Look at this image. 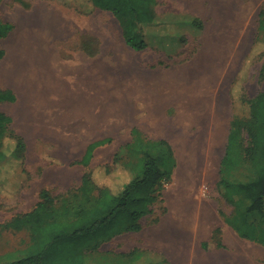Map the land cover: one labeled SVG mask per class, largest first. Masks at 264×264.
I'll list each match as a JSON object with an SVG mask.
<instances>
[{"label": "rangeland", "instance_id": "obj_1", "mask_svg": "<svg viewBox=\"0 0 264 264\" xmlns=\"http://www.w3.org/2000/svg\"><path fill=\"white\" fill-rule=\"evenodd\" d=\"M87 1L89 0H0V19L14 26L8 36L0 38V46L5 50V57L0 60V67L3 66L8 70L10 68L11 40L12 35L16 33L28 31L54 33L57 35V39L53 41L56 44L53 53L63 54L65 45L68 47L72 43L74 47L75 43L80 42L78 39H65L66 37L70 38L71 35L86 31L97 32L100 47V73L109 76V86H111L108 94H105V89L100 88L97 115L98 127L101 130L99 134L100 137L105 133H114L115 136L104 137L111 139L104 142H108L107 144H102L98 148L97 162L94 160L93 165L86 166L88 172L92 171L93 177L99 185L111 187L118 185L117 177L119 178L121 171V165L116 162V159L122 163H127L130 159L132 167L141 173L143 154L125 152L121 144L120 149L117 150V148L119 143H122L124 131L122 127L124 121L122 111L125 106L122 102L123 87L126 82H131L132 86L134 83L142 85L144 82V88L146 87L144 93L139 94L138 89L132 88L131 90V95L134 93L136 96L143 95L141 96L142 102L131 104L130 107L136 109L141 117L140 122L144 124V143L148 144L147 153L155 156L162 168H172L171 180L163 190L164 202L161 205H155V212L143 220L145 225L148 224L145 229L165 223L175 212L174 209L178 204L176 205L170 200L171 192H179V194L185 192L188 201L185 207L189 205V212L191 209L193 211L190 214V226L196 222L203 223L202 217L205 210L206 216L209 217L211 212L209 211L210 207L207 206L208 202L210 206L213 205L216 218L224 223V217L234 216L236 207L226 200L222 193L223 187H220L219 184L221 160L226 152L232 121L235 115L245 119L249 118L251 110L248 100L264 90V78L261 76V70L264 67V34L259 29L260 13L264 11V0H223L222 2L221 0H159L158 5L156 4L157 12L167 18L171 17V13H178L180 22L174 24L171 20L167 26L173 30V33L164 35L165 31H169L164 29L162 35L160 33L152 35L149 46L143 50H135L127 44L121 26L111 11L96 7L92 11L85 9L84 3ZM224 4L226 5L224 6ZM219 5L221 6L219 7ZM227 6L229 11L226 9ZM193 16L202 21V28L192 24ZM219 20L221 21L219 22ZM209 45L213 46V49ZM203 48H207V50ZM74 50L78 55L77 46ZM207 56L209 57L207 58ZM206 63L211 69L209 68V71L206 72H210V74L204 76L205 90L208 92L204 99L199 96L201 91L198 84H201V79L197 67L206 65ZM106 69L107 72H104ZM185 70H187L186 74L189 79L193 80L182 84L178 80L183 79L182 75ZM189 70H192L193 73H189ZM212 74L215 76L211 78ZM152 81H154V85H152ZM182 85L185 87L183 88ZM191 99L195 104L190 102ZM185 104H189V106ZM215 105L216 107H214ZM195 113L196 116L199 113L198 117L193 116ZM215 114L220 115V118L214 120ZM203 115L207 121L205 120L201 124L197 118ZM186 118H193L190 119L192 123H184ZM66 122L67 124L79 123V121L72 120H66ZM161 124L167 128L164 132L158 128ZM204 125H207L206 128ZM242 134L243 137L248 138L247 132L244 131ZM217 138L218 142H216ZM154 140H166L170 149L166 145L154 142ZM215 143L219 145L218 150L215 157L208 160L207 152L211 145L215 148ZM245 143L247 144V141ZM181 145L193 148L195 154L200 158L199 162L196 161L195 176L183 183L178 180L181 174L177 176L182 161L179 150ZM46 146L43 144L38 147L33 146L29 152L27 149L24 159L10 158L0 164L2 179H0V183H4L2 184L4 190L0 191V264L19 258L20 250L29 242V234L24 230L13 229L11 222L17 215H21L35 205L41 190L48 189L53 196L57 197V206L65 203L75 206L86 204L89 197H93L95 194V190L82 193L78 184L46 181L44 173L48 170L53 171L51 168L53 165L68 166V163L66 164L63 159L49 151L51 146ZM14 148L15 142L9 141L7 149L13 150ZM137 149L142 148L137 147ZM235 149H239V146H236ZM263 155L264 150L259 156L260 162L264 158ZM71 166L72 169L80 168L75 164H71ZM66 168L69 169V167ZM254 168H256L255 163H247L227 176L233 180H248L254 176ZM58 169H60V173L65 171V168ZM197 169L199 174L196 173ZM163 206L167 209L166 213L162 210ZM163 213L168 216L163 215L164 217L159 219ZM193 219L196 220L195 223ZM191 235L190 231L189 236ZM217 239L218 233L210 245H214ZM252 240L250 242L242 239V243L246 246L244 255L251 253L255 256L258 252V264H264V245L257 244L254 239ZM197 246L199 245L197 244ZM205 248L209 249L207 246ZM135 249L130 252L109 251V253H113L112 256L120 260L117 264H144L148 258L153 261L151 256L146 257ZM87 256L92 259L95 254L91 252Z\"/></svg>", "mask_w": 264, "mask_h": 264}, {"label": "crops", "instance_id": "obj_2", "mask_svg": "<svg viewBox=\"0 0 264 264\" xmlns=\"http://www.w3.org/2000/svg\"><path fill=\"white\" fill-rule=\"evenodd\" d=\"M158 2L159 0H157V5ZM84 5L91 8L94 6L90 0ZM55 39H57V35L46 32L28 31L12 35L10 68L8 70L3 66L0 67V89L11 91L14 99L0 101V111L12 118L11 125L18 134L24 137L28 152L33 146L38 147L43 144L47 147L46 145H49L51 146L49 151L63 159L66 164L68 163V166L53 165L51 167L53 171H45L46 181L78 184L80 186L84 175L88 172V167L93 165L94 160L97 162L96 153L102 144L95 146L89 157L88 151L94 143L107 139L104 138L105 136H115L114 133H105L102 134L104 136L101 135L102 137H100L101 130H99V123L97 122L100 88L105 89V94H108L111 86H109V76L100 73V47L97 32H80L71 35L70 38H65L80 40L79 43H75L79 50L78 55L75 54L74 48L76 46L73 47L72 43L68 47L65 45L63 54L53 53V50L56 49V44L53 42ZM59 39L61 38L59 37ZM104 72H107V69ZM154 84L152 81V85ZM144 85V82L142 85L134 83L133 86L131 82H126L123 87L122 102L125 106L122 111L124 120L122 127L124 131L122 143H119L117 150L120 149L121 144L123 151L131 152L145 142L144 124L140 122L141 117L136 109L130 107L131 104L141 103V96H143H136L135 93L131 95L132 88L138 89L139 94H142L146 88ZM66 120L79 121V123L67 124ZM112 142L114 143V141ZM71 164L80 166V168L72 169ZM58 168H65V171L60 173ZM40 192L35 205L26 212L34 209L41 200ZM182 195L185 194H178V198L181 199ZM185 206L184 204L177 205L181 211L178 208L175 209L176 213L174 212L165 221L166 224L162 223L152 227L153 229L157 227L154 229L155 231L151 227L145 229L148 224L145 225L143 220L151 214L144 216L141 219L142 228L139 231H124L103 242L98 249L92 252L95 254L94 258L85 257V264H117L120 260L114 258L113 253H109V251L130 252L135 248L138 253L153 258V261L148 258L144 264L259 263L258 252L255 256L251 253L244 255L246 246L242 243V239L250 242L253 240L243 237L228 221V217H224V223L217 219L213 205L210 206L208 202L207 206L210 207L209 211L211 212L209 217L206 216V210L203 211V223L196 222L192 226L189 224L191 223L190 214L193 211L189 212V205ZM164 213L159 219L168 216ZM158 231H162V234ZM190 231L192 232L191 236H189ZM201 233L203 234L201 235ZM216 233H218V239L214 245H210L211 241L215 239ZM169 238L172 242L169 241ZM163 243L164 246L166 245L165 247H163ZM255 243L258 244L259 242L256 241ZM204 245L209 249L205 248ZM247 252L249 251L247 250Z\"/></svg>", "mask_w": 264, "mask_h": 264}, {"label": "trees", "instance_id": "obj_3", "mask_svg": "<svg viewBox=\"0 0 264 264\" xmlns=\"http://www.w3.org/2000/svg\"><path fill=\"white\" fill-rule=\"evenodd\" d=\"M93 7L111 11L118 20L122 34L129 46L135 50L147 48L152 35H170L173 30L167 24L180 22L178 13L167 18L157 12V0H90ZM88 10V12H89ZM260 32L264 34V11L260 13ZM183 20V19H181ZM192 24L202 28V21L192 17ZM14 28L11 23L0 19V38L8 36ZM156 30V31H155ZM5 50L0 46V59ZM264 78V67L261 70ZM9 90L0 89V101L13 100ZM251 114L245 119L235 115L228 138L225 155L221 160L220 187L226 200L235 205L234 216L228 221L243 237L254 239L264 245V158L259 156L264 150V90L248 100ZM12 118L0 111V164L10 158L24 159L27 143L24 137L12 127ZM247 132L248 138L243 137ZM13 140L15 148L7 149ZM109 139L100 140L88 151V157L95 146ZM156 140H154L155 142ZM247 141V144L245 143ZM169 147L166 140L156 141ZM239 146V149H235ZM131 152L142 153L143 168L138 173L127 161L121 165L118 185H99L93 173L87 172L79 186L82 193L95 190L86 204L78 206L65 203L57 206V197L48 189L40 192L41 200L34 209L17 215L11 222L13 229L29 234V242L20 250V257L4 264H85V257L98 249L101 244L124 231H139L141 219L152 214L155 205L164 202L163 190L171 180L172 168H162L156 157L147 153L148 144ZM264 156V155H263ZM87 157V159H88ZM131 158V157H130ZM130 161V160H129ZM85 162V161H84ZM255 163L254 176L248 180L229 179L227 174L237 171L243 165ZM1 179V176H0ZM2 180V179H1ZM0 183V191L4 190ZM163 212L167 209L162 208Z\"/></svg>", "mask_w": 264, "mask_h": 264}, {"label": "bare ground", "instance_id": "obj_4", "mask_svg": "<svg viewBox=\"0 0 264 264\" xmlns=\"http://www.w3.org/2000/svg\"><path fill=\"white\" fill-rule=\"evenodd\" d=\"M223 0H221V2H222ZM220 2V3H221ZM219 4V3H218ZM226 4H224V6H225ZM221 5H219V7H220ZM224 8V7H223ZM219 9V8H218ZM227 10H228V6H227V8H226ZM224 11V10H223ZM229 11V10H228ZM227 12V11H226ZM224 13H225V11H224ZM230 13V12H229ZM225 14H227V13H225ZM238 14V13H237ZM229 16H230V14H228ZM223 16V15H222ZM225 16V15H224ZM227 16V15H226ZM225 16V17H226ZM218 17V16H217ZM237 17H238V19H239V16L237 15ZM222 19V18H221ZM235 20H237V19H235ZM221 20H219V22H220ZM222 21H223V19H222ZM235 22V21H234ZM66 24V23H65ZM212 26H214V25H212ZM214 27H217V26H214ZM223 27V26H222ZM237 27V24H236V26H235V28ZM217 28H219V27H217ZM226 29V28H225ZM67 30V29H66ZM228 30V29H227ZM217 31H218V29H217ZM66 32V31H65ZM220 32V31H219ZM216 33H218V32H216ZM214 34V33H213ZM212 34V35H213ZM211 35V36H212ZM229 35V34H228ZM215 36V35H214ZM230 36V35H229ZM215 38V37H214ZM213 39V38H212ZM209 42V41H208ZM207 42V43H208ZM214 43V42H213ZM212 44V43H211ZM207 45V44H206ZM210 46V45H209ZM207 48H208V46H206ZM213 47V46H212ZM211 46H210V48L211 49H213ZM219 47V46H218ZM207 48H203V49H205V50H207ZM209 48V49H210ZM210 49V50H211ZM217 51V50H216ZM215 51V52H216ZM211 52V51H210ZM218 52V51H217ZM203 53V52H202ZM201 53V54H202ZM213 53V52H212ZM221 54H223L222 52H221ZM205 55V54H204ZM203 55V56H204ZM213 55V54H212ZM209 56H207V58H208ZM211 57V56H210ZM206 58V59H207ZM199 59V58H198ZM205 59V58H204ZM200 60V59H199ZM208 61V63H210L209 62V60H207ZM208 63H206V65H199L198 67H197V69H198V74H200V79H201V84H198V87H199V89H200V98H204L205 96H206V94L208 93V92H206V90H205V82H204V76H205V74H210V72L209 73H206L207 71H209L208 69L210 68H208V66H207V64ZM216 63H217V61H216ZM215 63V64H216ZM69 64V63H68ZM192 64H194V63H192ZM191 65V64H190ZM70 66H72V65H70ZM197 66V65H196ZM214 66V65H213ZM193 67H195V66H193ZM211 69V68H210ZM216 70V69H215ZM190 72L189 73H193V71L192 70H189ZM197 71V70H196ZM212 71H214V70H212ZM217 71V70H216ZM184 74L182 75L183 76V79H179L178 80V78H177V80H178V82L179 81H181L182 82V84H186L187 83V81L188 80H193L192 78H190L189 79V76L186 74L187 73V70H185L184 72H183ZM197 73V72H196ZM212 73V72H211ZM215 73H217V72H215ZM218 75V74H217ZM192 76H194V75H192ZM192 76H190V77H192ZM208 76V75H207ZM213 76H215L214 74H212V75H210V77L212 78ZM219 77V76H218ZM218 77H215V78H218ZM214 79V78H213ZM171 80V79H170ZM207 80V79H206ZM214 81V80H213ZM216 81V80H215ZM214 81V82H215ZM219 81V80H218ZM189 83H190V81H189ZM200 83V82H199ZM219 84V83H218ZM175 85V84H174ZM173 85V86H174ZM180 85V84H179ZM178 86V85H177ZM183 86V88L185 87L184 85H182ZM190 86V85H189ZM178 89V88H177ZM179 94V93H178ZM191 94H192V92H191ZM26 95V94H25ZM187 95V94H186ZM21 96V95H20ZM24 96V95H23ZM180 96V95H179ZM195 96H196V94H195ZM167 98H168V96H166ZM210 97V96H209ZM170 98V97H169ZM189 98V97H188ZM212 98V97H211ZM210 98V99H211ZM173 99V98H172ZM174 99H176V98H174ZM178 99V98H177ZM192 99H194V98H192ZM192 99L190 100V102L192 101ZM205 99V98H204ZM214 99V98H213ZM212 99V100H213ZM168 100H170V99H168ZM180 100V99H179ZM178 100V101H179ZM209 100V99H208ZM207 100V101H208ZM215 100V99H214ZM203 101V100H202ZM206 101V102H207ZM180 102V101H179ZM184 102V101H183ZM182 102V103H183ZM188 102V101H187ZM193 103H194V101H192ZM214 102V101H213ZM213 102H211V103H213ZM186 103V102H185ZM204 103V102H203ZM195 104V103H194ZM186 106H189V104H185ZM199 105V104H198ZM198 105H196V106H198ZM112 106H113V104H112ZM219 106V105H218ZM193 107V106H192ZM214 107H216V105L214 106ZM185 108V107H184ZM191 108V107H190ZM220 108H221V106H220ZM20 109V108H19ZM120 109V108H119ZM183 109V108H182ZM186 109H188L187 107H186ZM217 109V108H216ZM190 110V109H189ZM220 110V109H219ZM21 111V110H20ZM19 111V112H20ZM188 111V110H187ZM192 111V110H191ZM22 112V111H21ZM185 112V111H184ZM194 112V111H193ZM208 112V111H207ZM211 112H213L212 110H211ZM210 112V113H211ZM215 112H216V110H215ZM188 113V112H187ZM190 113V112H189ZM220 113L222 114V112L220 111ZM22 114V113H21ZM191 114H193V113H191ZM191 114H190V116H191ZM184 115V114H183ZM198 115H199V113H198ZM198 115L196 116V113H195V115H193V116H196V117H198ZM181 116V115H180ZM188 116V115H187ZM188 118V117H187ZM185 119L186 121L184 122L183 120V122L184 123H192L191 121H190V119H193V118H190V119ZM209 118V117H208ZM220 118V115L218 116V115H216L215 114V116H214V120H216V119H219ZM183 119V118H182ZM21 120H22V118H21ZM206 120V117L203 115L202 117L200 116L199 118H197V121L198 122H201V124H202V122H204ZM160 121V120H159ZM159 121H158V123H159ZM181 121V122H182ZM207 121V120H206ZM209 121V120H208ZM174 122V121H173ZM211 122V121H210ZM24 123V122H23ZM209 123V122H208ZM33 124V123H32ZM152 124V123H151ZM176 124V123H175ZM178 124V123H177ZM181 124V123H180ZM179 124V125H180ZM195 124H197V122H195ZM185 125V124H184ZM36 126V125H35ZM41 126V125H40ZM188 126V125H187ZM193 126V125H192ZM205 126V128H206V126L207 125H204ZM156 127H157V125H156ZM181 127H183V126H181ZM189 127H191V126H189ZM196 127V126H195ZM27 128V127H26ZM158 128H160L159 130H161V131H165V128L166 127H164L163 126V124H161L160 126H158ZM184 128V127H183ZM187 128V127H186ZM209 128V127H208ZM50 129V128H49ZM154 129V128H153ZM167 129V128H166ZM180 129V128H179ZM182 129V128H181ZM191 129V128H190ZM196 129H197V127H196ZM46 130V129H45ZM203 131H204V129H202ZM210 130V129H209ZM42 131H43V129H42ZM167 131V130H166ZM195 131V130H194ZM203 131H202V133H203ZM206 131V130H205ZM211 131H213L212 129H211ZM40 132V131H39ZM38 132V133H39ZM47 132V131H46ZM49 132V131H48ZM185 132V131H184ZM188 132V131H187ZM43 133H45V132H43ZM210 133V132H209ZM37 134V133H36ZM55 134H57V133H55ZM54 134V135H55ZM205 134V133H204ZM213 134V133H212ZM42 135V134H41ZM46 135V134H45ZM208 135V134H207ZM217 135V134H216ZM220 135V134H219ZM47 136V135H46ZM51 136V134L49 135V137ZM56 136V135H55ZM213 136V135H212ZM52 137H53V135H52ZM61 137V136H60ZM196 138V137H195ZM56 140H59L58 138H56ZM216 142H218V138L216 139ZM208 143V142H207ZM206 144V143H205ZM58 145V144H57ZM62 145V144H61ZM218 143H215V148L211 145V148L208 150V155H209V157H208V160H209V158H214L215 157V153L217 152V150H218ZM205 147V146H204ZM210 147V146H209ZM179 150H180V153H181V156H182V158H181V167H180V169H178V171H177V176L179 175V174H181V175H179L180 177H179V182L180 183H183L185 180H188V179H192L194 176H195V166H196V161L197 162H199L200 161V158L195 154V152H194V149L193 148H191V147H187V146H180V148H179ZM197 151V150H196ZM203 151H204V149H203ZM199 154V153H198ZM206 154V153H205ZM204 164V163H203ZM203 167V166H202ZM205 172V171H204ZM204 172H203V174H204ZM197 174H199L198 173V169H197V172H196ZM178 178V177H177ZM189 181V180H188ZM178 182V183H179ZM188 183V182H187ZM200 183V182H199ZM180 185V184H179ZM186 185V184H185ZM192 186V185H191ZM196 186V185H195ZM180 187V186H179ZM182 188V187H181ZM190 188V187H189ZM186 189V188H185ZM173 190V189H172ZM174 191V190H173ZM180 191V190H179ZM182 192V191H181ZM185 192H183V194H184ZM195 193V192H194ZM179 194V192L178 193H175V192H171V195H170V200H172L173 201V203L174 204H184V205H187L188 204V201H187V196H185V195H182V197H181V199H179L178 197H176V195H178ZM192 196V195H191ZM189 197V196H188ZM178 198V199H177ZM189 199V198H188ZM174 204H173V206H174ZM195 205V204H194ZM178 208V207H177ZM176 208V209H177ZM203 209H204V207H202ZM174 209V208H173ZM179 209V208H178ZM206 209V208H205ZM175 210V209H174ZM180 210V209H179ZM179 210L177 211L178 213H179ZM194 210V209H193ZM208 210V209H207ZM181 211V210H180ZM191 211H192V209H191ZM175 213H176V211H175ZM181 213V212H180ZM182 214V213H181ZM182 215H184V213L182 214ZM205 215V214H204ZM178 216H181V215H178ZM194 216V215H193ZM176 217V216H175ZM205 217V216H204ZM191 218V217H190ZM180 220H181V217H180ZM193 221H194V223H195V221L196 220H194L193 219ZM162 224V223H161ZM166 224V223H165ZM164 225V224H163ZM199 225V224H198ZM207 225V224H206ZM210 225V224H209ZM178 227H179V225H178ZM152 228V227H151ZM157 228V227H156ZM156 228H154V229H156ZM150 229V228H149ZM153 229V228H152ZM153 229V230H154ZM161 229V228H160ZM204 229V228H203ZM203 229L202 230H200L201 232L203 231ZM159 230V229H158ZM162 230V229H161ZM150 231V230H149ZM155 231V230H154ZM159 232H161V234H162V231H158V233ZM163 233H165V232H163ZM149 234V232L147 233V235ZM153 234H155V233H153ZM152 234V235H153ZM166 234V233H165ZM203 233H201V235H202ZM154 237V236H153ZM168 237H169V235H168ZM172 237V236H171ZM155 238V237H154ZM167 238V237H166ZM196 238V237H195ZM158 239V238H157ZM161 238L159 237V240H160ZM164 239V238H163ZM168 239V238H167ZM161 241V240H160ZM169 241L170 242H172L171 240H170V238H169ZM165 243H167V242H165ZM159 245V244H158ZM166 246V245H165ZM164 246V243H163V247H165ZM168 246V245H167ZM184 249H186V248H184ZM168 250H170V249H168ZM179 251V250H178ZM194 251V250H193ZM176 252H177V250H176ZM187 252H190V251H187ZM192 252V251H191ZM182 253H184V252H182ZM191 255V254H190ZM174 256V255H173ZM176 256V255H175ZM174 256V257H175ZM193 256V255H192ZM187 257H188V255H187ZM191 257V256H190ZM206 257H207V255H206ZM206 257H203V258H206ZM199 259H201V258H199ZM195 260V259H194ZM202 261H203V259H201ZM187 261V260H186ZM194 262V261H193ZM192 262V263H193ZM197 262V261H196ZM199 262V261H198ZM204 263V262H203ZM206 263V262H205ZM204 263V264H205ZM199 264V263H198ZM202 264V263H201Z\"/></svg>", "mask_w": 264, "mask_h": 264}]
</instances>
